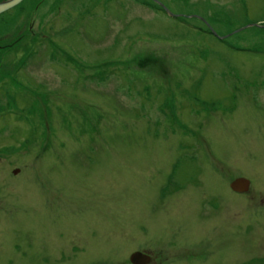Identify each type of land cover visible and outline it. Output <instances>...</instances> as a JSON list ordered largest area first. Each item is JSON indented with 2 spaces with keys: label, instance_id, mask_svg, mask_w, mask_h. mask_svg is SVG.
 <instances>
[{
  "label": "rangeland",
  "instance_id": "374dc122",
  "mask_svg": "<svg viewBox=\"0 0 264 264\" xmlns=\"http://www.w3.org/2000/svg\"><path fill=\"white\" fill-rule=\"evenodd\" d=\"M169 241L179 264H264V0L1 12L0 264Z\"/></svg>",
  "mask_w": 264,
  "mask_h": 264
},
{
  "label": "flooded vegetation",
  "instance_id": "af4514ba",
  "mask_svg": "<svg viewBox=\"0 0 264 264\" xmlns=\"http://www.w3.org/2000/svg\"><path fill=\"white\" fill-rule=\"evenodd\" d=\"M231 183H230V188H231ZM250 185H251V181H250ZM250 185H249V187L245 191H248V190L251 189ZM232 190H233V188H232ZM64 234L65 233L61 232V235H64ZM65 247H67V246H65ZM72 247H73L72 250H75V248L77 247V244H73ZM152 247H154V248L152 249V248H148L147 247V249H142V250L135 249L134 251L132 250V252L130 253V256L127 259L128 260L127 263L128 264H135L134 261L132 260V256L136 252H140V254L142 256V259L144 261H146L144 264H179V262L181 260L182 261L184 260V259H180L179 260V258H174V255L176 253L173 251V248H176V247H175V245L172 244L171 241H169V243L166 244V247L167 248L166 247H163L162 245H159V246L153 245ZM193 249L194 248L192 247V249L190 251H188L187 248H185L186 253L187 252H191V253L192 252H195ZM59 251L61 252V254L59 253V255H57L56 258L58 260H60V258H65V257L66 258H71L70 255H69V253L66 252L65 248L62 247V248H60ZM182 254H184V253H182ZM79 258H80V256H79ZM43 259H45V260L48 259L49 260L50 259L49 254L46 255V256H44ZM193 260H196V258H194ZM187 262L189 264H191L192 261H190V259H188ZM69 264H77V263L71 261V262H69ZM121 264H126V263H121Z\"/></svg>",
  "mask_w": 264,
  "mask_h": 264
},
{
  "label": "water",
  "instance_id": "95a60500",
  "mask_svg": "<svg viewBox=\"0 0 264 264\" xmlns=\"http://www.w3.org/2000/svg\"><path fill=\"white\" fill-rule=\"evenodd\" d=\"M19 2H21V0L2 1L0 3V14H1V12L5 11V10H7L9 8H12L13 5L18 4ZM165 10L167 12H169V14H172V12L167 10L166 7H165ZM200 18L202 20H205L202 17H200ZM207 25L209 26V28L213 32V34L215 36L217 35L220 39L227 37V36H220L217 33V31L213 30L212 26L209 23H207ZM250 25H255V26H260V27L262 26L261 24H258V23H251ZM227 35H229V34H227ZM17 171L18 170H15V172H17ZM249 184H250V180L247 177H245V178L244 177H239V178L234 179V181H232L231 188H233V190L235 189L236 191H245L249 187ZM132 260L134 261L135 264H144L146 262V261H144L142 259V256H141L140 252H136L135 254H133Z\"/></svg>",
  "mask_w": 264,
  "mask_h": 264
},
{
  "label": "trees",
  "instance_id": "16d2710c",
  "mask_svg": "<svg viewBox=\"0 0 264 264\" xmlns=\"http://www.w3.org/2000/svg\"><path fill=\"white\" fill-rule=\"evenodd\" d=\"M215 36V35H214Z\"/></svg>",
  "mask_w": 264,
  "mask_h": 264
}]
</instances>
